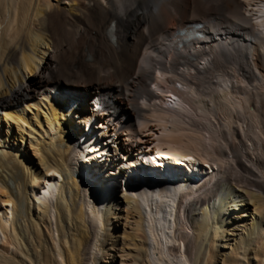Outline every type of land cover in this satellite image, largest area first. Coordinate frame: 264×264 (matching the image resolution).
Instances as JSON below:
<instances>
[{
  "label": "bare ground",
  "instance_id": "1",
  "mask_svg": "<svg viewBox=\"0 0 264 264\" xmlns=\"http://www.w3.org/2000/svg\"><path fill=\"white\" fill-rule=\"evenodd\" d=\"M63 1L0 0V264H264V0Z\"/></svg>",
  "mask_w": 264,
  "mask_h": 264
},
{
  "label": "rangeland",
  "instance_id": "2",
  "mask_svg": "<svg viewBox=\"0 0 264 264\" xmlns=\"http://www.w3.org/2000/svg\"><path fill=\"white\" fill-rule=\"evenodd\" d=\"M55 1H56V0H55ZM62 4H63V5H69V2H68V0H64V1L62 2ZM247 16L251 17L252 20H253V22H255V21L257 20V19H256V16L253 15V13H252L251 11H250V12H247ZM225 21H226V24H227V25H228V24H231V19H229V18H225ZM235 23H236V22H235ZM260 30H261L262 32H264V29H260ZM241 58L244 59L242 56H241ZM262 69H263V73H264V67H262ZM262 76H263V77H262ZM262 76L259 78V81H261V82H260V83H261L260 85L258 84V81H254V80H253V81L250 82L251 86H254V87H257L258 85H259V86H262V85L264 84V82H263V81H264V75H262ZM252 82H253V83H252ZM254 84H255V85H254ZM257 84H258V85H257ZM185 100H186V99H185ZM147 114H148V116H150L149 118H151V120H152V119H155V120H159V121H162V122L165 121V124H166V125H170V124H171L170 121L167 120V116H165V118H166V119H165L164 116H158L157 113H151V112H149V113H147ZM150 114H153V115H154V118H153V115L151 116ZM157 117H158V118H157ZM156 118H157V119H156ZM159 118H162V119H159ZM163 118H164V120H163ZM74 120H75V123H76V118H74ZM166 120H167V122H166ZM99 122H101V120H100ZM153 123H154V122H153ZM159 124H160V125L155 124V126H154V127L157 128L156 133H157V136H158V137H156V140H155V143H156V144L158 143L157 141H159L160 145H162V146H163V145H166V144L169 145L170 143L174 145V144H175V142H174L175 140H174V139L179 138V141H180V139H183V135H185L183 132L180 131V132L183 134V135H182L180 132L175 133V132H173V131H168L167 133H169V135H166L167 133H165V131H163L164 128L162 127V126H163L162 123L159 122ZM163 124H164V122H163ZM161 125H162V126H161ZM158 126L161 127V128H159ZM162 128H163V130H161ZM159 130H161V131H159ZM109 132L112 133L113 130H112V129H109ZM161 132H162V134H161ZM82 133H83V130L81 131L80 128H79V130H78V134L81 135ZM103 133H104V131H103ZM158 133H159V134H158ZM160 134H161V135H160ZM163 134H164V135H163ZM174 134L176 135V138H175V135H174ZM178 134H180V135H178ZM159 135H160V137H159ZM114 136H115V134H114ZM168 136H170V137H168ZM181 136H182V138H181ZM108 137H111V135H108V134H107V138H108ZM157 138H159V139L161 138V140H163V141H160V140H158ZM168 138H169V140H167ZM173 138H174V139H173ZM171 139L173 140L174 143L171 141ZM177 140H178V139H177ZM198 140L201 141L202 139H196V142H197V143H198ZM165 142H166V143H165ZM180 142H182V143H181V146H184L183 144L186 143V141H185L184 139H183L182 141H180ZM204 142H205V141L202 140V142H201L202 144H201L200 142H199L198 144H201L203 147L206 148V147L208 146V144H205L206 142H205V143H204ZM155 143L153 144V146H156V147H157V146L159 145V143H158L157 145H156ZM203 143H204L205 145H204ZM171 144H170V145H171ZM173 145H172V146H173ZM206 145H207V146H206ZM112 147H113V146H112ZM156 150H157V149H154V152H155ZM159 152H160V151L157 150L155 153L158 154ZM120 158H121V156H118V159H120ZM106 159H107V158H106ZM107 162H108V161H107ZM107 164H108V163H107ZM113 164H114V166H117L118 171H120L121 168L124 167V164H122V163H113ZM97 166H98V165H97ZM99 166H100V165H99ZM106 166H107V165H106ZM106 166H105V168H106ZM100 167H101V169H102V165H101ZM101 169H100V170H101ZM122 171L125 172V169H122ZM123 172H122V173H123ZM110 175H111V174H110ZM121 178H122V176H121V174H120V177H119V179H118V182H117V181L115 182L116 185L118 184V186H116L117 189L114 187V188L116 189V193H117V194L121 192V189H120ZM103 180H105V183L107 182V183L110 185L109 182H111V180H113V179H112V177H107V179L104 178ZM88 183H89V185H90V182H88ZM102 183H104V182H102ZM110 186H111V185H110ZM111 187H113V185H112ZM112 189H113V188H112ZM114 192H115V190H114ZM5 207L7 208L8 205H5Z\"/></svg>",
  "mask_w": 264,
  "mask_h": 264
}]
</instances>
